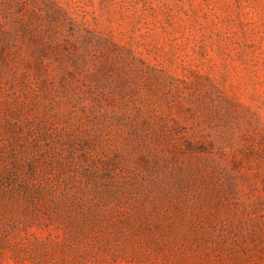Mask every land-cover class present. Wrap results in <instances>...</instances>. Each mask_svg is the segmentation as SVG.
Listing matches in <instances>:
<instances>
[{
  "label": "rangeland",
  "instance_id": "rangeland-1",
  "mask_svg": "<svg viewBox=\"0 0 264 264\" xmlns=\"http://www.w3.org/2000/svg\"><path fill=\"white\" fill-rule=\"evenodd\" d=\"M0 264H264V0H0Z\"/></svg>",
  "mask_w": 264,
  "mask_h": 264
}]
</instances>
